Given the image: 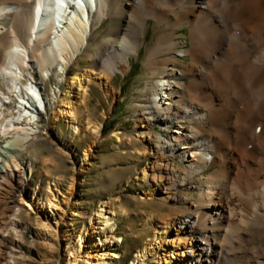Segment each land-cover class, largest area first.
<instances>
[{"label":"bare ground","instance_id":"6f19581e","mask_svg":"<svg viewBox=\"0 0 264 264\" xmlns=\"http://www.w3.org/2000/svg\"><path fill=\"white\" fill-rule=\"evenodd\" d=\"M106 22L111 31L98 45V27ZM153 23L160 32L148 47L137 132L134 140L120 130L112 136L139 145V157L148 158L140 179L151 189L140 193L141 203L161 198V208L170 201L189 205L171 206L178 215L163 213L161 224L147 218L155 237L147 238L132 264L159 251L163 264H237L238 248L264 230V0H0V46L3 38L12 42L0 63V83H8L0 86V264L28 263L23 208L30 216L37 212L46 237L72 234L80 242L77 250L68 244L67 264H109V257H121L107 252L121 237L95 243V225L86 236L74 228L60 235L59 222L79 214L72 199L78 182L64 193L51 181L53 198L32 195L37 166L27 158L45 116L51 123L63 120L76 135H103V122L81 123L78 113L85 111L92 85L115 95L110 80L131 69ZM185 28L186 40H175V31ZM100 46L107 57L93 55L101 70L76 67L79 56L91 57ZM55 66L58 86L49 96L43 81ZM159 129L167 132L164 139ZM171 157L179 167L170 166ZM112 204L106 200L95 218L114 230ZM55 208L62 213L53 224L44 212ZM54 243L47 244L51 251Z\"/></svg>","mask_w":264,"mask_h":264},{"label":"rangeland","instance_id":"374dc122","mask_svg":"<svg viewBox=\"0 0 264 264\" xmlns=\"http://www.w3.org/2000/svg\"><path fill=\"white\" fill-rule=\"evenodd\" d=\"M110 31L111 28L108 22L103 26H99L98 32L101 34L97 38L96 44L99 45L103 37L109 34ZM159 32L155 30V23L150 24L146 42L142 44L139 54L131 58V69L126 74L116 73L112 77L110 85L114 88L115 95L108 96L101 87L91 86L90 98L85 108H83L85 111H79L78 118L81 123L89 119L103 122L102 136L97 138L90 131L76 135L63 120L51 123L49 116H45L42 118V129L37 135L38 139L28 153L27 159L37 166L30 188L32 195L39 194L42 198H53L47 190L51 181L58 182L64 193L69 192L74 181L78 182L72 199L77 202L79 214L74 215L72 221H69L68 218L65 221H60L62 210L56 208L49 213L44 212V217H49L53 224L60 221V235L63 236L66 234L67 229L74 228V230L81 231V234L86 236L91 226L95 225L99 233L95 243H99L100 240L101 243H106L109 238L121 237L122 242L108 245V253L119 252L121 255L120 258L109 257V264H132L136 252L144 246L147 238L155 237L154 230L147 225L149 216H153L155 221L161 224L164 217L163 213H168L170 217L178 215L175 214V210L171 206L175 205L179 209H183L189 205V203L177 205L170 201L166 203L167 206L161 208L159 206L161 198L143 200L144 203H141L140 193L151 189L149 181L140 179L142 168L148 158L139 157V154H137L139 145L131 144L129 141L118 142V139L112 136L114 130H120L124 132L127 138L134 140L137 132L135 131L138 121L137 115L142 109L137 105L136 100L139 98V87L144 82V77H146L148 47L157 42ZM175 32L178 34L175 36V40L180 41H185L186 36L184 34L189 33L186 28ZM2 40L0 63L3 61L5 51L12 43L7 38ZM92 49V55L93 53L103 55V47ZM106 57L107 54L104 53L103 58ZM84 58L79 56L75 61L77 68L101 70V64L94 55ZM56 68L55 66L50 69L52 74L50 73L49 80L43 81L40 71L35 73L36 78L43 81L49 96L52 95V90L58 86V80L55 76ZM74 69L71 73L74 72ZM4 84L8 85V83ZM53 111L54 109H51V115ZM159 133H161V135H158L160 136L159 139H164L167 136V132L160 129L158 130ZM90 144L95 145L92 156L89 160L83 161L84 153L90 147ZM173 160L172 158L170 166L174 162L175 166L179 167L181 162ZM214 171L212 170L209 173L212 174ZM40 185L41 189H39ZM190 193L197 196V190L195 189L190 190ZM108 199L113 200V204L108 207L109 211L116 212L117 215V228L114 230L113 227L104 228V224L95 218V213L100 205ZM164 200L166 199L164 198ZM64 204L68 206V202ZM122 211H127V215H121ZM19 215L29 225L27 239L24 243L28 260V263L25 264H67L66 251L68 244H72L75 250L80 245V242L75 240L74 235L69 234L68 238H56L49 233L46 237L43 228L39 225L37 212H32L30 216L29 212L23 208ZM198 231L202 232L203 230L199 229ZM174 234L175 231L173 230L171 235ZM254 236L255 239L251 243H246L238 248L237 264H260L261 261H264V258H262L264 253V230H255ZM49 242H55L54 251L47 247ZM98 248H101L100 245ZM50 252H52L51 255H54V259L48 256ZM159 253L148 258L144 264H163L164 261L159 260Z\"/></svg>","mask_w":264,"mask_h":264}]
</instances>
